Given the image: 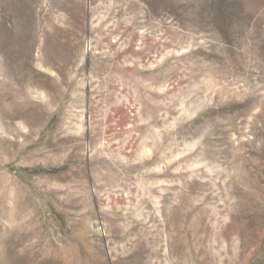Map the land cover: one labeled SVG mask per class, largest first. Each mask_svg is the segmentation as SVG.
<instances>
[{
  "label": "rangeland",
  "instance_id": "rangeland-1",
  "mask_svg": "<svg viewBox=\"0 0 264 264\" xmlns=\"http://www.w3.org/2000/svg\"><path fill=\"white\" fill-rule=\"evenodd\" d=\"M0 264H264V0H0Z\"/></svg>",
  "mask_w": 264,
  "mask_h": 264
},
{
  "label": "water",
  "instance_id": "water-1",
  "mask_svg": "<svg viewBox=\"0 0 264 264\" xmlns=\"http://www.w3.org/2000/svg\"><path fill=\"white\" fill-rule=\"evenodd\" d=\"M87 117V116H86ZM87 119V118H86Z\"/></svg>",
  "mask_w": 264,
  "mask_h": 264
}]
</instances>
